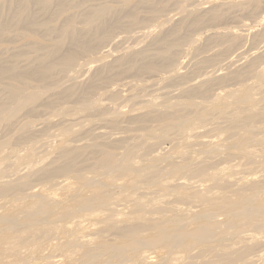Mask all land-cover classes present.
<instances>
[{"label": "bare ground", "instance_id": "6f19581e", "mask_svg": "<svg viewBox=\"0 0 264 264\" xmlns=\"http://www.w3.org/2000/svg\"><path fill=\"white\" fill-rule=\"evenodd\" d=\"M0 264H264V0H0Z\"/></svg>", "mask_w": 264, "mask_h": 264}]
</instances>
